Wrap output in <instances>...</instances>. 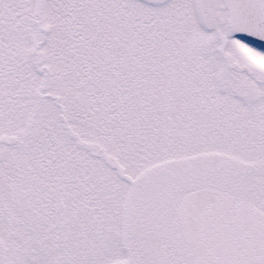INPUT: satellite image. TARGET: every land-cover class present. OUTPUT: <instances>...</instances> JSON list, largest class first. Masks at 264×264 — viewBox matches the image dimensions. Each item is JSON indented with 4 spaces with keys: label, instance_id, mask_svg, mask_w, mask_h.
Returning <instances> with one entry per match:
<instances>
[{
    "label": "snow or ice",
    "instance_id": "obj_1",
    "mask_svg": "<svg viewBox=\"0 0 264 264\" xmlns=\"http://www.w3.org/2000/svg\"><path fill=\"white\" fill-rule=\"evenodd\" d=\"M0 264H264V0H0Z\"/></svg>",
    "mask_w": 264,
    "mask_h": 264
}]
</instances>
